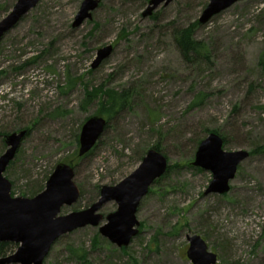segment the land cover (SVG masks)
Here are the masks:
<instances>
[{"label":"rangeland","instance_id":"rangeland-1","mask_svg":"<svg viewBox=\"0 0 264 264\" xmlns=\"http://www.w3.org/2000/svg\"><path fill=\"white\" fill-rule=\"evenodd\" d=\"M17 1L0 0V21ZM83 1L41 0L0 44V156L6 135L27 131L5 173L12 194L34 198L78 153L82 127L103 102L100 95L88 103L87 93L100 88L129 92L130 105L76 165L81 197L59 216L90 208L103 187L129 177L157 145L177 168L142 200L139 234L127 248L89 226L60 238L43 264H82L81 251L91 264H192L188 235L201 236L217 264H264V153L252 155L264 146V1L239 2L197 28L210 54L193 63L174 32L199 22L210 0H175L148 18L146 1L100 0L93 19L74 29ZM109 45L112 55L92 69ZM207 129L228 138L226 151L250 153L223 196L206 195L213 175L193 165ZM117 210L110 202L100 213Z\"/></svg>","mask_w":264,"mask_h":264},{"label":"water","instance_id":"water-1","mask_svg":"<svg viewBox=\"0 0 264 264\" xmlns=\"http://www.w3.org/2000/svg\"><path fill=\"white\" fill-rule=\"evenodd\" d=\"M145 1V0H143ZM175 0H149L143 18L151 17L161 6L167 7ZM244 0H210L202 13L199 23L207 24L212 18ZM264 1V0H263ZM41 0H18L9 15L0 21V44L4 37ZM100 0H84L73 23L78 29L99 9ZM109 45L99 49L92 69L98 68L113 53ZM106 119L94 116L82 127L80 135V158L86 156L98 144L106 132ZM27 136V131L14 132L4 137L7 147L0 156V243L18 245L17 250L0 258V264H43L52 246L63 236L86 227H100L101 236L119 249L127 248L139 234L138 208L148 196L151 187L167 173V157L155 149L147 152L139 167L121 183L114 187L105 186L100 191L98 201L90 208L59 216L64 206L76 204L81 193L75 183V168L59 164L46 183L45 190L34 198L14 197L12 184L5 177L11 162ZM250 157L247 151L228 152L223 138L211 133L201 141L193 165L213 175L206 195L223 196L231 191V183L236 179L240 165ZM115 202L118 210L106 217L100 211ZM107 221L103 226L101 223ZM187 258L192 264H217L219 257L209 250L206 241L199 235H188Z\"/></svg>","mask_w":264,"mask_h":264},{"label":"trees","instance_id":"trees-1","mask_svg":"<svg viewBox=\"0 0 264 264\" xmlns=\"http://www.w3.org/2000/svg\"><path fill=\"white\" fill-rule=\"evenodd\" d=\"M145 1L147 2L148 0H145ZM200 26L201 24L199 22H196L195 24L189 26L188 28L177 29L174 32L175 43L182 57L187 63H193L194 61H197L199 58L201 59L203 57H205L206 60H209L208 57L210 53L208 51L207 46L202 41H199L195 38V31ZM38 59L39 57L33 58L28 62V64L30 65L32 63H35ZM259 66L264 71V50L262 51L260 59H259ZM100 95H102L103 97V102L101 103V110L99 112V117L106 119V121L108 122L107 127H106V131H107V129H109V121L115 118L117 115H119L124 109H126L130 105L131 95L129 92H126V91L119 93L115 90L104 91L103 89L100 88V89L94 90V92L87 93L88 103H91L95 101L96 99L100 98ZM204 96L206 97V95H203V97ZM102 97L100 98L101 100H102ZM197 105H198L197 102H194L191 108ZM205 131L207 135H210L211 133L219 134L224 140V146L228 144L229 142L228 138H226V136L221 135L220 131L218 130L212 131L208 129ZM3 145L5 146L4 140H3ZM97 146L83 158L88 157L97 148ZM153 149L161 152L159 145L155 146ZM257 152L263 154L264 146L258 147L256 151L252 152V155L256 154ZM83 158H80L78 153H75V155H73L66 164L75 168L78 162L82 160ZM141 160H143V158H141ZM175 168L177 167L168 166L167 173L165 174V176H163V179L169 176V173ZM161 179L159 180L161 181ZM159 180L155 183H159L160 182ZM15 248H16V245L13 243H0V258L6 257L8 254L13 253ZM79 260L82 264H91L88 259V254L85 251H81V254L79 255Z\"/></svg>","mask_w":264,"mask_h":264},{"label":"flooded vegetation","instance_id":"flooded-vegetation-1","mask_svg":"<svg viewBox=\"0 0 264 264\" xmlns=\"http://www.w3.org/2000/svg\"><path fill=\"white\" fill-rule=\"evenodd\" d=\"M148 1H149V0H148ZM148 1H147V2H148Z\"/></svg>","mask_w":264,"mask_h":264}]
</instances>
